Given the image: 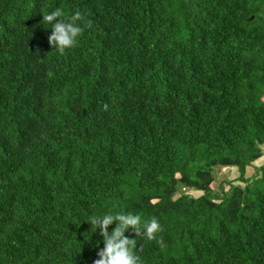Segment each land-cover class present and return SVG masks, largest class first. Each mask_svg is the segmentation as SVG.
I'll list each match as a JSON object with an SVG mask.
<instances>
[{
    "label": "trees",
    "instance_id": "trees-1",
    "mask_svg": "<svg viewBox=\"0 0 264 264\" xmlns=\"http://www.w3.org/2000/svg\"><path fill=\"white\" fill-rule=\"evenodd\" d=\"M263 156L264 0H0V264H94L108 212L141 264H264Z\"/></svg>",
    "mask_w": 264,
    "mask_h": 264
},
{
    "label": "clouds",
    "instance_id": "clouds-1",
    "mask_svg": "<svg viewBox=\"0 0 264 264\" xmlns=\"http://www.w3.org/2000/svg\"><path fill=\"white\" fill-rule=\"evenodd\" d=\"M64 17L61 8H56L50 14H43V22L52 25L49 44L60 54L66 49L72 48L77 43V38L83 33L84 26L91 28L92 21L85 19L79 10L69 17ZM59 22L53 23L57 21ZM92 227L100 229L104 247L97 255L94 264H141L140 257L134 252L136 239L125 236V232L131 228L135 236L145 235L149 240H155L156 234L162 232V226L156 217L142 223V217L132 213L108 212L102 216L92 215L87 220ZM115 222V227L109 232V226ZM161 247H166L163 240H157Z\"/></svg>",
    "mask_w": 264,
    "mask_h": 264
},
{
    "label": "rangeland",
    "instance_id": "rangeland-1",
    "mask_svg": "<svg viewBox=\"0 0 264 264\" xmlns=\"http://www.w3.org/2000/svg\"><path fill=\"white\" fill-rule=\"evenodd\" d=\"M264 163V156L259 159L258 161H256L254 163V167H259L261 164ZM253 173V169H248L247 175L250 176ZM216 176H217V186H219L220 183H224L227 181H234L235 179H237L238 173L235 169L232 168H218L216 169ZM236 184V183H235ZM226 190H228V186L226 185L225 187ZM194 196L199 195V193L195 192L193 193Z\"/></svg>",
    "mask_w": 264,
    "mask_h": 264
}]
</instances>
